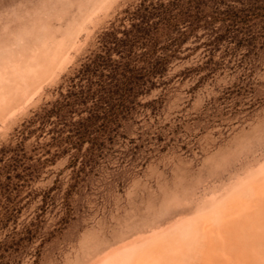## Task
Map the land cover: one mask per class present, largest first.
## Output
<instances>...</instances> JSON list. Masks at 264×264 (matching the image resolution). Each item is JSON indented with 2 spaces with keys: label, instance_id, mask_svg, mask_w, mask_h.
<instances>
[{
  "label": "rangeland",
  "instance_id": "1",
  "mask_svg": "<svg viewBox=\"0 0 264 264\" xmlns=\"http://www.w3.org/2000/svg\"><path fill=\"white\" fill-rule=\"evenodd\" d=\"M152 1L0 0V264H264V3L161 78L138 64L127 110L75 106L93 133L65 139L81 65Z\"/></svg>",
  "mask_w": 264,
  "mask_h": 264
},
{
  "label": "trees",
  "instance_id": "2",
  "mask_svg": "<svg viewBox=\"0 0 264 264\" xmlns=\"http://www.w3.org/2000/svg\"><path fill=\"white\" fill-rule=\"evenodd\" d=\"M261 3L264 0H153L149 4H141L133 15L132 29L124 33L123 39L114 37V41H104L103 54L86 58L79 70L80 83L73 86L74 90L64 97V103L57 106L56 115L64 121L65 127L70 128L65 139L70 142L72 138L81 139L93 133V118L73 123L67 121L75 106L92 103L89 117L101 114L99 108L110 105L112 101L118 102L120 112L127 110L128 105L143 93L139 89L146 84L142 78L134 76L138 64L148 60L149 78H161L177 48H180L182 37L189 31L201 27L209 30L223 14L228 16V27L235 29L242 16H249L246 11L250 12ZM221 39V36L217 37L211 44L219 43ZM135 49L143 52L140 57L133 54ZM113 54L119 58L113 59ZM99 105L101 107L97 108ZM107 125L108 122L103 125L104 132Z\"/></svg>",
  "mask_w": 264,
  "mask_h": 264
}]
</instances>
